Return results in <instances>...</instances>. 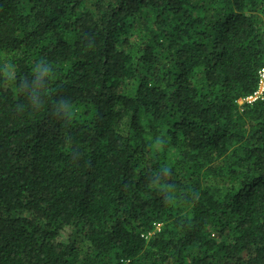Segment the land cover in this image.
I'll list each match as a JSON object with an SVG mask.
<instances>
[{
    "label": "trees",
    "instance_id": "obj_1",
    "mask_svg": "<svg viewBox=\"0 0 264 264\" xmlns=\"http://www.w3.org/2000/svg\"><path fill=\"white\" fill-rule=\"evenodd\" d=\"M264 0H0V264H264Z\"/></svg>",
    "mask_w": 264,
    "mask_h": 264
},
{
    "label": "built area",
    "instance_id": "obj_2",
    "mask_svg": "<svg viewBox=\"0 0 264 264\" xmlns=\"http://www.w3.org/2000/svg\"><path fill=\"white\" fill-rule=\"evenodd\" d=\"M256 100L264 102V67L258 72V88L249 97L242 99L240 102L252 103Z\"/></svg>",
    "mask_w": 264,
    "mask_h": 264
},
{
    "label": "clouds",
    "instance_id": "obj_3",
    "mask_svg": "<svg viewBox=\"0 0 264 264\" xmlns=\"http://www.w3.org/2000/svg\"><path fill=\"white\" fill-rule=\"evenodd\" d=\"M259 72V71H258ZM241 103V102H240Z\"/></svg>",
    "mask_w": 264,
    "mask_h": 264
}]
</instances>
